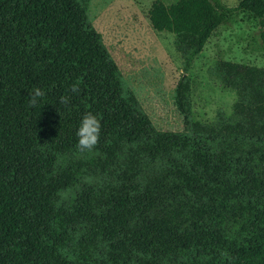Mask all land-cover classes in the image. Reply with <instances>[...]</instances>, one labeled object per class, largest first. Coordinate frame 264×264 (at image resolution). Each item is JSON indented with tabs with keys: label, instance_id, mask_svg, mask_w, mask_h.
I'll use <instances>...</instances> for the list:
<instances>
[{
	"label": "trees",
	"instance_id": "16d2710c",
	"mask_svg": "<svg viewBox=\"0 0 264 264\" xmlns=\"http://www.w3.org/2000/svg\"><path fill=\"white\" fill-rule=\"evenodd\" d=\"M244 18L264 47V0L151 5L152 30L192 40L172 132L153 126L78 0H0V264H264V68L225 65L237 100L210 123L186 75ZM34 85L46 95L29 108ZM87 112L101 135L79 152Z\"/></svg>",
	"mask_w": 264,
	"mask_h": 264
},
{
	"label": "rangeland",
	"instance_id": "374dc122",
	"mask_svg": "<svg viewBox=\"0 0 264 264\" xmlns=\"http://www.w3.org/2000/svg\"><path fill=\"white\" fill-rule=\"evenodd\" d=\"M78 1L153 126L159 131H181L182 118L173 98L192 40L156 32L148 21L152 4L176 0ZM223 1L235 7L239 0ZM229 64L264 68V47L254 22L244 18L220 27L193 61L186 75L197 121L213 122L218 110L231 115L237 96L225 71Z\"/></svg>",
	"mask_w": 264,
	"mask_h": 264
},
{
	"label": "clouds",
	"instance_id": "9594fccd",
	"mask_svg": "<svg viewBox=\"0 0 264 264\" xmlns=\"http://www.w3.org/2000/svg\"><path fill=\"white\" fill-rule=\"evenodd\" d=\"M72 94H78L79 87L73 84L68 90ZM46 93L39 86L34 85L31 92L28 94L27 105L29 108L37 107ZM71 97L68 95L61 96L62 104H69ZM101 135V121L96 114L87 112L83 115L76 130L77 144L76 149L79 152L91 151L99 143Z\"/></svg>",
	"mask_w": 264,
	"mask_h": 264
}]
</instances>
